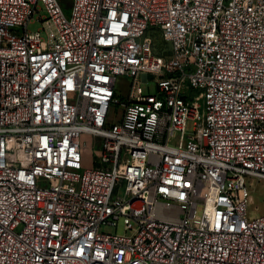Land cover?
<instances>
[{
    "label": "built area",
    "instance_id": "1",
    "mask_svg": "<svg viewBox=\"0 0 264 264\" xmlns=\"http://www.w3.org/2000/svg\"><path fill=\"white\" fill-rule=\"evenodd\" d=\"M247 179L264 0H0V264H264Z\"/></svg>",
    "mask_w": 264,
    "mask_h": 264
},
{
    "label": "rangeland",
    "instance_id": "2",
    "mask_svg": "<svg viewBox=\"0 0 264 264\" xmlns=\"http://www.w3.org/2000/svg\"><path fill=\"white\" fill-rule=\"evenodd\" d=\"M62 8L64 9L65 13H69V7H70V0H60ZM65 3V4H64ZM44 15V14H43ZM42 16V14H40ZM38 16H34V19H36ZM40 25L34 24L28 27L29 31H36ZM153 42H154V51H158L159 54L165 55L166 58H169L171 56V45L169 43L164 42L159 35L153 36ZM155 51L156 54H158ZM138 85L141 87V91L144 95H152L155 96L157 93V88L155 84V80L151 77H149V80L147 83H141V78H137ZM133 83V79L126 77V76H119L116 80V99L118 101L117 106H121L124 102H126L128 94L130 92L131 86ZM116 109H113L111 117L115 115ZM81 141L88 145L91 150H89L88 155L89 158H86V167H91L92 165V156L91 152L92 150H97L100 145V140L93 139L91 137H88L86 135L81 136ZM247 185L249 189V196H250V202L247 207L246 215L249 219H255L263 215L264 213V181L261 180H249L247 179ZM101 232L114 234V233H121L122 231V223L119 222L118 226L112 227V226H102Z\"/></svg>",
    "mask_w": 264,
    "mask_h": 264
}]
</instances>
